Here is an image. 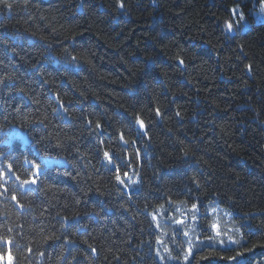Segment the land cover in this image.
<instances>
[{
  "label": "trees",
  "instance_id": "obj_1",
  "mask_svg": "<svg viewBox=\"0 0 264 264\" xmlns=\"http://www.w3.org/2000/svg\"><path fill=\"white\" fill-rule=\"evenodd\" d=\"M262 5L0 0V264H264Z\"/></svg>",
  "mask_w": 264,
  "mask_h": 264
},
{
  "label": "snow or ice",
  "instance_id": "obj_2",
  "mask_svg": "<svg viewBox=\"0 0 264 264\" xmlns=\"http://www.w3.org/2000/svg\"><path fill=\"white\" fill-rule=\"evenodd\" d=\"M8 7L11 8V5H8ZM121 7H123V4H121ZM261 11H262V13H264V5H262ZM232 14H233V16H237V15L239 16V20L235 21V24L239 25L241 21H244V14L242 12H239L237 9L234 8L232 10ZM259 19H260L261 22H264V15H261L259 17ZM244 27L247 28V24L246 23L244 24ZM225 28H226V30L228 32L234 31V23L231 22V21H226L225 22ZM73 59H75V58L73 57ZM180 63H183V61L181 60ZM157 113L159 114L158 110H157ZM139 124H140L141 128L145 127L144 122L142 120L139 121ZM97 127H99V124H97ZM120 138L122 140L124 139L123 136H121ZM124 142L127 143L128 141L125 140ZM104 156H105V158L107 159V161L109 163H114V161L112 159V156L110 155L109 152L105 151ZM26 162L33 165V167L36 169L35 175L38 176L39 172L41 170V165L40 164H36L34 161H26ZM117 172H119V168H117ZM124 175L127 176L128 174L125 172ZM17 178L19 179V177H17ZM116 179L121 184L124 183V180L121 178L120 175H117ZM36 182L37 181L35 179H26V180H23L21 183H22V185H27V184H34ZM132 183H135V181H132ZM13 199H15V196H13ZM21 207H22V205H21ZM190 211L193 212L192 219H193V221H195L197 219V217L195 215V213L198 211L197 205L196 204H192ZM212 211L215 212L216 210L212 209ZM153 219H155V215L153 216ZM176 222L178 224H183V221H176ZM212 227L215 229L216 225L213 224ZM184 235L185 236H189V232L186 231L184 233ZM220 235H221V233L219 231H217L216 236L215 237H211L210 239H218L220 237ZM225 235H226V233H225ZM228 241L229 242L239 243V241H233L231 236L228 237ZM219 242L220 243H224V240L221 239V240H219ZM188 243H189V248H188L187 253L184 256L185 260H188V257L192 254V241H191V239H189ZM165 251H168V249L166 248ZM238 255H239V253H238Z\"/></svg>",
  "mask_w": 264,
  "mask_h": 264
},
{
  "label": "rangeland",
  "instance_id": "obj_3",
  "mask_svg": "<svg viewBox=\"0 0 264 264\" xmlns=\"http://www.w3.org/2000/svg\"><path fill=\"white\" fill-rule=\"evenodd\" d=\"M234 8L238 10L237 7H234ZM234 8H233V9H234ZM238 11H239V10H238ZM261 15H264V13H262L261 10H259V9H255V10H254V17H255V20H256V21H260L259 17H260ZM235 17L237 18V20H239V16H238V15L235 16ZM249 22H250L249 19H246V20H245V23L247 24V28H248L249 25H250ZM245 23H244V24H245ZM243 27H244V26H243ZM247 28L244 27V29H247ZM18 138L21 139L22 142H23L24 144H27V143L29 142L27 136L24 135L22 131H18V130H13L11 138H9L7 141H11L12 139H18ZM62 161H63V159H57V158H53V157H44V158H43V162H44L46 165H52V164H54L55 162H62ZM41 169H43L42 166H41ZM32 185H33V184H27V185H22V186L26 189V188L31 187ZM213 209H216V207H213ZM221 211L225 212V211H227V210L224 209V210H221ZM160 239H161V241L164 240L163 237H161ZM164 250H165V249H164ZM173 257H174V256H173ZM160 258H161V255H160Z\"/></svg>",
  "mask_w": 264,
  "mask_h": 264
},
{
  "label": "bare ground",
  "instance_id": "obj_4",
  "mask_svg": "<svg viewBox=\"0 0 264 264\" xmlns=\"http://www.w3.org/2000/svg\"><path fill=\"white\" fill-rule=\"evenodd\" d=\"M214 205H215V206H214ZM216 205H217V204H214V203H213V204H211V206H213V207H216ZM190 207H191V206H190Z\"/></svg>",
  "mask_w": 264,
  "mask_h": 264
}]
</instances>
